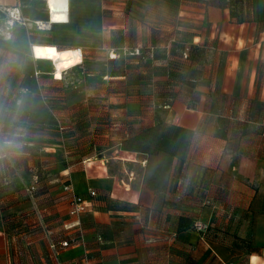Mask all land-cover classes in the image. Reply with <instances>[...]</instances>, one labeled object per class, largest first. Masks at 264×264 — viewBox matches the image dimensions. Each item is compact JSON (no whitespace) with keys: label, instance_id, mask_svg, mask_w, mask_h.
I'll return each instance as SVG.
<instances>
[{"label":"crops","instance_id":"0c3cea01","mask_svg":"<svg viewBox=\"0 0 264 264\" xmlns=\"http://www.w3.org/2000/svg\"><path fill=\"white\" fill-rule=\"evenodd\" d=\"M195 5L185 7L190 22L198 24L190 30L195 31L194 41L216 51L212 63L203 70L205 84L195 89V104L188 108L175 103L161 122H140L116 146H105L99 155L84 157L62 169L59 184L37 199L24 190L17 202L8 196L0 199V204L6 201V207L0 208V264H230L243 259L248 264H264V237L235 230V222L225 225L228 232L246 239L256 251L242 252L221 234L202 237L193 230L178 233L179 219L202 211L197 209H204L205 198L229 208H241L245 203L251 211L242 220L251 218L254 227L264 218V202L257 201L259 196L248 201L236 192L230 196L232 189L227 183L219 185V179L232 169L238 176L252 178L259 169L251 157L238 159L245 169H225L221 164L226 162L224 151L232 142L224 131L227 121L245 128L264 127V119L253 120L249 112L257 97L264 101V83H260L264 81V0H197ZM5 8H18L26 19H40L22 0H0V12ZM46 9L50 22L47 3ZM36 47L48 60L37 58L41 55L35 53ZM47 47L60 53L80 50L34 44L24 37H15L1 48L24 57L32 54L39 63H51L53 78L62 80ZM238 136L247 148L264 139L250 132ZM175 164L177 177L184 182L179 188L181 198L173 186ZM127 165L141 171L139 176L134 174L132 182L127 181L128 174H133ZM207 173L215 174L217 180ZM208 178L211 182L205 186ZM66 184L73 188L72 194L90 198L87 213L70 215L72 194L64 190ZM230 190L225 198L219 194ZM90 191L96 192V197H89ZM203 215L204 221L218 223L219 213L204 210ZM141 219L149 231L143 233ZM65 240L74 243L58 251L51 248L52 243Z\"/></svg>","mask_w":264,"mask_h":264},{"label":"rangeland","instance_id":"374dc122","mask_svg":"<svg viewBox=\"0 0 264 264\" xmlns=\"http://www.w3.org/2000/svg\"><path fill=\"white\" fill-rule=\"evenodd\" d=\"M196 2L71 0L69 23L64 25L49 22L43 0H22L40 19L22 17L17 22L11 12L1 9L0 199L8 196L17 202L22 190L37 199L59 184L62 169L84 157L99 155L105 146H116L140 122H161L175 103L188 108L195 104V89L205 84L203 70L212 63L204 55L202 44L194 41L195 31H190L198 24L191 23L185 12V7H194ZM37 23L48 30H40ZM15 37L34 44L56 45L60 50L80 49L83 63L66 65L57 74L62 80H57L51 63H39L32 54L24 57L1 48ZM39 54L38 59L48 60L44 52ZM251 107L253 120L264 119L260 96ZM225 124V135L232 142L224 151L226 162L221 166L245 169L238 159L251 157L259 169L253 178L238 176L232 169L219 179V185L227 183L232 193L219 194L225 198L236 192L248 201L259 196L257 201L264 202V139L256 140L250 148L238 141L240 133L264 136V127H239L234 121ZM177 166L173 167V186L180 183L183 187ZM127 168L133 172L127 181L132 182L134 174L139 176L141 171L134 166ZM207 174L217 180L215 174ZM210 182L208 178L204 185ZM33 186L36 190L30 192ZM5 203L0 204L1 210ZM244 205L218 206L210 198L204 209H197L202 211L194 212L192 218L200 220L205 228L195 231L204 237L221 234L234 248L248 252L249 242L230 234L225 226L235 222V230L241 228L247 234L264 237V218L257 220L255 227L251 218L245 222L242 218L251 210ZM204 210L219 213L216 225L203 220ZM156 211L161 213V209ZM139 223L143 233L149 231L142 219ZM235 264L248 263L243 259Z\"/></svg>","mask_w":264,"mask_h":264},{"label":"bare ground","instance_id":"6f19581e","mask_svg":"<svg viewBox=\"0 0 264 264\" xmlns=\"http://www.w3.org/2000/svg\"><path fill=\"white\" fill-rule=\"evenodd\" d=\"M42 1V0H41ZM47 3L48 10L50 13V23H67L69 21V0H44ZM8 11V9H7ZM9 11L16 12L13 8H10ZM18 19V17H16ZM44 30V28L42 29ZM40 49L36 47L35 53L39 54ZM46 52L50 56V61L56 63L57 74L62 72V69L66 65L72 64L74 66L80 65L83 63L82 51H67V52H58L55 48L47 47ZM53 63V62H52Z\"/></svg>","mask_w":264,"mask_h":264},{"label":"built area","instance_id":"2783aa9c","mask_svg":"<svg viewBox=\"0 0 264 264\" xmlns=\"http://www.w3.org/2000/svg\"><path fill=\"white\" fill-rule=\"evenodd\" d=\"M227 2H229L230 0H226ZM7 11H9L10 8H5ZM16 12L13 13V11H9L11 12V16L16 19V17H18V19H16L17 22H20L21 21V13H20V10L18 8H13ZM7 11V12H8ZM13 19V20H14ZM38 25V28L41 30L43 29V27H41V24L37 23ZM72 187L71 185H66L64 190L70 194H72ZM89 197L91 198H94L96 197V192L94 191H90L89 193ZM90 199V198H89ZM89 199L88 198H85L84 196H81V195H75V194H72V198L70 199V215L71 216H78V215H81V214H85L88 212L89 210ZM195 228L197 230H199V232H202L204 231V226L202 225V223L200 222H197L195 223ZM71 245V243H69L68 241H63V242H60L59 243V246H61L62 248H68L69 246ZM57 245L55 244H52L51 245V248L53 250H57ZM230 264H235V263H230Z\"/></svg>","mask_w":264,"mask_h":264},{"label":"trees","instance_id":"16d2710c","mask_svg":"<svg viewBox=\"0 0 264 264\" xmlns=\"http://www.w3.org/2000/svg\"><path fill=\"white\" fill-rule=\"evenodd\" d=\"M232 1L233 0H230L229 1V3H232ZM202 46V45H201ZM203 47V46H202ZM201 47V48H202ZM203 49L205 50V56H206V58L209 60V61H211L212 62V59H213V56L215 55V53H216V51H215V49L213 48V47H203ZM120 146H122V147H124L123 146V144H121ZM175 183H177V182H175ZM180 183H178V185H175V194L177 195V197H179V198H181V195H182V193L181 192H179V188H180V185H179ZM66 185H69V184H66ZM65 185V186H66ZM32 188V187H31ZM65 188V187H64ZM36 190V186H33V188L32 189H30V192L31 191H35ZM180 193V194H179ZM207 200H210V198H205L204 199V202H203V205H206V201ZM179 224H178V233H182V232H185V231H188V230H193V231H195V223H197V222H201L200 220H198V219H193V218H189V217H181L180 219H179ZM202 237H204V236H202ZM65 241H68L69 243H74V241H72V240H65ZM60 242H63V241H60ZM59 242V243H60ZM59 243L57 244V243H52V244H55V245H57L58 247H57V250L56 251H58V250H60L62 247L61 246H59ZM248 247V252H250V251H256V249H252L251 248V246L250 245H248L247 246ZM63 249V248H62Z\"/></svg>","mask_w":264,"mask_h":264}]
</instances>
